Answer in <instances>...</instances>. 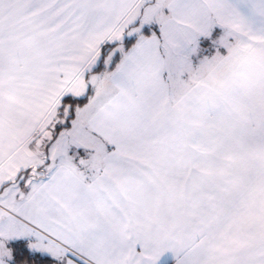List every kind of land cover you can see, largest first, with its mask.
<instances>
[{
    "label": "snow or ice",
    "instance_id": "obj_1",
    "mask_svg": "<svg viewBox=\"0 0 264 264\" xmlns=\"http://www.w3.org/2000/svg\"><path fill=\"white\" fill-rule=\"evenodd\" d=\"M0 264H264V0H0Z\"/></svg>",
    "mask_w": 264,
    "mask_h": 264
}]
</instances>
